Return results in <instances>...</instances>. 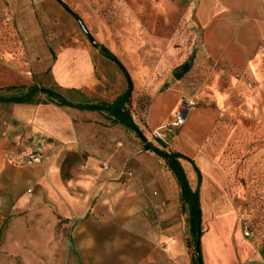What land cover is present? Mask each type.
Listing matches in <instances>:
<instances>
[{"label":"crops","instance_id":"crops-1","mask_svg":"<svg viewBox=\"0 0 264 264\" xmlns=\"http://www.w3.org/2000/svg\"><path fill=\"white\" fill-rule=\"evenodd\" d=\"M49 1L0 0V41L7 44L0 50L2 69L16 75L22 83L20 85L36 83L55 89L76 104L113 102L129 89L127 77L86 35L84 40L80 38L77 42L58 36L56 16ZM261 1L264 4V0ZM243 9L246 10V6ZM241 23L240 19L234 31L235 40L242 39L243 34L246 37L252 35L251 30H247L251 25L246 23L240 27ZM215 25L214 21L203 25L206 31L202 33L193 65L197 60H204L228 68L229 65H244L255 58L262 35L255 34L246 61L243 58L239 61L228 47L224 48L221 33H217ZM86 66L89 70L83 69ZM184 77L177 80L168 75L157 79L149 76L139 93V82L130 75L134 120L149 140L158 138L153 134L158 129L163 130L162 139L167 134L170 136L169 141L163 140L167 144L166 150L183 156L180 161L193 190L199 186L194 165L202 175L200 253L203 264H264V237H246L237 214L219 209L215 199L216 178L212 173L215 168L207 166L202 157L205 140L220 115L219 105H197L188 113L184 125L168 126L184 102L194 98ZM69 79L75 80L76 84L70 85ZM144 93L149 97L140 107L139 98ZM1 104L7 105L9 111L3 114L0 123V249L6 246L10 237L7 223L22 214L33 213L37 220H54L49 228L34 231L52 233L54 238L49 241L55 246V251L62 254L49 260H36L34 264H95L91 256L80 260L67 254L74 250H101L106 246L105 236H102L104 232H99L102 239L96 242L95 231L79 223L90 215L97 200L96 196L86 194L83 186L85 180L94 179V175L88 173L91 171L112 181H117L123 174H130L129 187L140 200L142 206L139 209L158 212L163 220L166 229L159 233L153 231L151 241L165 243L167 248L159 249L152 243L149 252L144 254L143 263H194L180 231L186 222L182 212L181 187L166 162L153 151L146 150L134 132L112 122L108 114L101 111L55 103ZM171 129L178 135L171 138ZM196 131L200 138L197 146L191 148L189 140L194 138ZM17 141L22 145L40 143L46 160L35 165L12 164L7 153L20 150L21 145ZM63 166L79 167L65 177ZM101 166H107V171H102ZM29 187L33 188V198L27 195ZM140 188H144L143 193L138 192ZM226 218H231V222H224ZM63 221L67 223L60 225ZM111 244L114 246L115 240ZM114 264L127 262L117 260ZM128 264H137V256Z\"/></svg>","mask_w":264,"mask_h":264},{"label":"rangeland","instance_id":"rangeland-1","mask_svg":"<svg viewBox=\"0 0 264 264\" xmlns=\"http://www.w3.org/2000/svg\"><path fill=\"white\" fill-rule=\"evenodd\" d=\"M63 1L79 15L94 39L99 44L106 45L116 55L131 78L133 76L138 80L139 93L143 91L144 81L149 76L153 79L166 75L173 77L174 68L197 52L202 33L206 31L203 25L207 22H215L214 28L217 33H221L224 48L228 47L229 52H233L236 55L235 59L239 61L241 58L244 60L247 58L252 46L251 39L255 34L263 36L257 55L249 63L223 68L212 62L197 60L191 73L188 72L184 78H186V86L194 95L191 101L195 106L219 105L220 115L202 148V157L206 165L215 168L212 173L216 178L215 199L219 209L234 211L238 216L239 224L248 222L255 236L264 237V4L262 1ZM48 3L56 16L58 36L67 37L73 42L86 38L79 21L67 9L54 0ZM244 6L246 10L243 9ZM240 19L242 20L240 27L246 23L251 25L247 30H251L252 35L246 37L243 34L242 39L235 40L234 31ZM218 24L221 25L217 26ZM5 45H7L5 42L0 41V50H3ZM83 69L89 70L87 66ZM20 83L16 75L8 74V71L2 69L0 65V86L20 85ZM68 83L75 85L76 81L69 79ZM148 97L145 93L141 95L140 107L144 106ZM42 99L44 100L45 96ZM8 111L7 105L0 103V123L3 114ZM138 118L140 115L137 116ZM170 133L171 138L178 135L173 129ZM193 136L194 138L189 140L191 148L197 146L200 133L196 131ZM158 138L150 141L166 150L167 144L163 140L169 141L170 136L167 134L163 139L160 138L161 141H158ZM78 167L63 166V175L69 176L70 172ZM101 168L102 171H107V166ZM88 173L94 175V179L85 180L83 186L86 194L96 196L97 200L90 215L79 220V223L95 231L96 242H101L102 236H105L106 246L96 251H68L69 257L81 260L91 256L95 264H114L117 260L128 264L137 256V264H145L144 254L149 252L152 243L159 249L167 248L165 243L151 241L153 231L159 233L166 229V226L158 212L148 208L145 211L139 209L142 206L140 200L129 187L130 174H123L117 181H112L107 177L103 179L102 176L91 171ZM138 192L143 193L144 188H140ZM182 208L186 222L180 231L188 255L196 261L198 252L194 253L189 213L186 207ZM231 220L226 218L224 222ZM51 221L54 220L50 218L37 220L33 213L12 218L7 223L9 240L6 246L0 249V264H34L33 262L39 259L44 261L61 256L62 254L56 252L55 246L49 241L54 238L52 233L41 234L34 231V229L39 231L49 228ZM66 223L67 221H63L60 225ZM99 232H104V235H99ZM85 237L88 239V236ZM65 238L67 240L68 235ZM114 240L116 244L113 246L111 243Z\"/></svg>","mask_w":264,"mask_h":264},{"label":"trees","instance_id":"trees-1","mask_svg":"<svg viewBox=\"0 0 264 264\" xmlns=\"http://www.w3.org/2000/svg\"><path fill=\"white\" fill-rule=\"evenodd\" d=\"M65 9H67L78 21L79 25L83 31L85 23L80 19L79 15L73 11L63 0H57ZM81 21V22H80ZM84 33V31H83ZM93 37V36H92ZM93 44L95 47L99 48L102 53L114 61L117 66L122 70L125 76L128 79V82H131L130 75L127 69L124 67L122 62L114 55L104 44H99L93 37ZM5 92V93H2ZM42 95L45 96V99H42ZM131 101H132V92L127 89V91L120 94L113 102H99V103H73L69 101L64 95L52 88H47L39 86L38 84L31 85H12V86H3L0 87V103L5 104H14V103H55L59 106H71L84 110L92 111H101L108 114L112 122L122 124L127 130L134 132L137 137L143 142L146 150L153 151L159 155L167 164L169 169L175 175L179 186L181 187V200L183 206L186 207L189 213L190 219V233L192 241L194 243V253L197 251V243L200 244V239L203 234L202 226V207L200 200V182L202 175L198 170L197 166L194 165L195 169L198 172L199 186L193 190L190 186L189 179L187 177L186 171L182 166L180 159L183 157L178 152H168L159 148L152 141H150L143 133L139 125L134 120V117L131 112ZM158 141H161L158 138ZM254 232L252 230V235ZM263 238V237H260ZM200 248V246H199ZM202 260V256H201ZM194 264H199V258L197 256L196 261L193 258ZM203 264V261H202Z\"/></svg>","mask_w":264,"mask_h":264},{"label":"built area","instance_id":"built-area-1","mask_svg":"<svg viewBox=\"0 0 264 264\" xmlns=\"http://www.w3.org/2000/svg\"><path fill=\"white\" fill-rule=\"evenodd\" d=\"M195 107V104L191 101H185L183 106L173 115L172 120L168 126L179 127L185 124L187 120L188 113ZM165 126L164 128L168 127ZM156 137H163V130L158 129L153 132ZM17 144H20V150L18 152L9 151L7 153V159L14 165L26 166V165H35L41 164L46 160L44 153V148L40 143L37 144H28L22 145L20 141H17ZM27 195L29 198H33V189L29 188ZM241 226L244 230L245 236L250 237L252 235V229L248 222L244 221L241 223Z\"/></svg>","mask_w":264,"mask_h":264},{"label":"water","instance_id":"water-1","mask_svg":"<svg viewBox=\"0 0 264 264\" xmlns=\"http://www.w3.org/2000/svg\"><path fill=\"white\" fill-rule=\"evenodd\" d=\"M83 31H84L85 35L87 36V38L93 43L92 34L90 33V31L88 30V28L85 25L83 27ZM93 44H95V43H93ZM194 59H195V54H193L186 62H184L183 64L177 66L172 71L173 77L175 79H177V80H181L191 70V68L193 66V63H194ZM132 90H133V84H132V82H129V91L132 92ZM199 246H200V244L197 243L198 258H199L200 264H202L201 253H200Z\"/></svg>","mask_w":264,"mask_h":264}]
</instances>
